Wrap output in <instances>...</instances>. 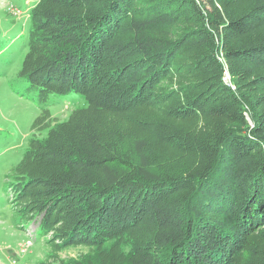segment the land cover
Returning a JSON list of instances; mask_svg holds the SVG:
<instances>
[{"label": "trees", "instance_id": "obj_1", "mask_svg": "<svg viewBox=\"0 0 264 264\" xmlns=\"http://www.w3.org/2000/svg\"><path fill=\"white\" fill-rule=\"evenodd\" d=\"M29 19L19 76L86 101L43 110L9 175L41 264H264V0H35Z\"/></svg>", "mask_w": 264, "mask_h": 264}, {"label": "rangeland", "instance_id": "obj_2", "mask_svg": "<svg viewBox=\"0 0 264 264\" xmlns=\"http://www.w3.org/2000/svg\"><path fill=\"white\" fill-rule=\"evenodd\" d=\"M35 0H0V264H41L46 261L49 236L19 217L10 192L12 167L20 161L34 136L32 125L43 110L60 120L86 106L80 95H52L40 101L19 76L30 33L29 9ZM84 247H68L60 258H78Z\"/></svg>", "mask_w": 264, "mask_h": 264}, {"label": "built area", "instance_id": "obj_3", "mask_svg": "<svg viewBox=\"0 0 264 264\" xmlns=\"http://www.w3.org/2000/svg\"><path fill=\"white\" fill-rule=\"evenodd\" d=\"M225 80H226V81H229V77H226Z\"/></svg>", "mask_w": 264, "mask_h": 264}]
</instances>
